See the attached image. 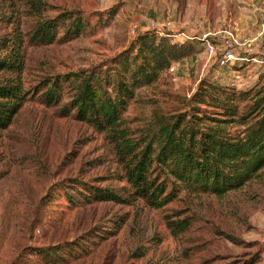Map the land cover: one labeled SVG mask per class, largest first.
<instances>
[{
    "label": "rangeland",
    "instance_id": "1",
    "mask_svg": "<svg viewBox=\"0 0 264 264\" xmlns=\"http://www.w3.org/2000/svg\"><path fill=\"white\" fill-rule=\"evenodd\" d=\"M32 1L0 0V39L19 22L28 40ZM38 1L47 4L46 17L80 10L90 25L68 43L24 46L27 101L0 130V264H264V171L222 197L181 191L161 209L142 200L87 203L84 194L92 187L126 196L123 167L105 134L59 117L41 97L46 79L104 66L128 48L138 38L130 35L133 20L141 24L138 35L151 32L150 21L171 20L174 31L203 24L262 46L264 0ZM206 62L201 53L174 63V71L137 90L123 114L126 125L139 133L155 115L186 108L203 79L239 91L264 84V67L254 62L237 68ZM168 217H187L189 229L173 235Z\"/></svg>",
    "mask_w": 264,
    "mask_h": 264
},
{
    "label": "trees",
    "instance_id": "2",
    "mask_svg": "<svg viewBox=\"0 0 264 264\" xmlns=\"http://www.w3.org/2000/svg\"><path fill=\"white\" fill-rule=\"evenodd\" d=\"M31 6L35 23L28 40L19 22L10 37L0 39V73H5L0 80V130L13 124L27 101L24 46L68 43L83 35L90 25L80 10H62L55 17H46L42 12L47 4L33 0ZM203 50L198 40L172 43L167 37L145 32L104 66L43 82V103L56 107L61 118L72 117L105 134L123 167L120 180L126 183V196L92 187L84 194L87 203L131 205L142 200L151 208L161 209L181 191L222 197L261 176L264 84L239 91L203 79L186 108L170 115H155L139 133L123 120L137 90L154 84L172 64ZM69 202H73L70 197ZM171 218H167V227L173 235L189 229L187 217ZM47 251L39 254L47 257Z\"/></svg>",
    "mask_w": 264,
    "mask_h": 264
},
{
    "label": "built area",
    "instance_id": "3",
    "mask_svg": "<svg viewBox=\"0 0 264 264\" xmlns=\"http://www.w3.org/2000/svg\"><path fill=\"white\" fill-rule=\"evenodd\" d=\"M173 27L171 20H165L162 23L150 21L146 31H151L159 37H167L172 43L200 41L204 48L202 54L207 57L206 66L215 63L220 68H231L239 63L254 62L264 67V45L256 46L255 40L238 38L223 30L213 32L204 28L203 24L188 26L182 31H174ZM140 29V22L133 20L130 26L131 37H137ZM259 35L264 37V24ZM170 70L174 71V67L172 66Z\"/></svg>",
    "mask_w": 264,
    "mask_h": 264
}]
</instances>
